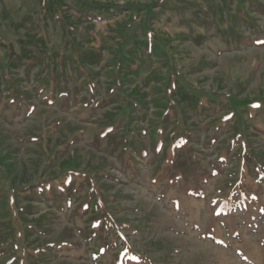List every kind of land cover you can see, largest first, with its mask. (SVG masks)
Returning <instances> with one entry per match:
<instances>
[{
  "label": "rangeland",
  "instance_id": "374dc122",
  "mask_svg": "<svg viewBox=\"0 0 264 264\" xmlns=\"http://www.w3.org/2000/svg\"><path fill=\"white\" fill-rule=\"evenodd\" d=\"M0 264H264V0H0Z\"/></svg>",
  "mask_w": 264,
  "mask_h": 264
},
{
  "label": "trees",
  "instance_id": "16d2710c",
  "mask_svg": "<svg viewBox=\"0 0 264 264\" xmlns=\"http://www.w3.org/2000/svg\"><path fill=\"white\" fill-rule=\"evenodd\" d=\"M46 186H47L46 182L42 183V188L46 189Z\"/></svg>",
  "mask_w": 264,
  "mask_h": 264
}]
</instances>
